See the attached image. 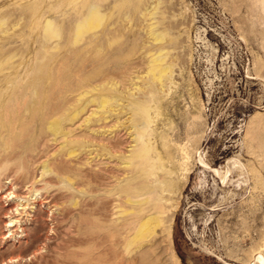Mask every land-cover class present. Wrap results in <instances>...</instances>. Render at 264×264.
Listing matches in <instances>:
<instances>
[{
    "label": "rangeland",
    "instance_id": "obj_1",
    "mask_svg": "<svg viewBox=\"0 0 264 264\" xmlns=\"http://www.w3.org/2000/svg\"><path fill=\"white\" fill-rule=\"evenodd\" d=\"M2 99L0 264H264V0H0Z\"/></svg>",
    "mask_w": 264,
    "mask_h": 264
},
{
    "label": "bare ground",
    "instance_id": "obj_2",
    "mask_svg": "<svg viewBox=\"0 0 264 264\" xmlns=\"http://www.w3.org/2000/svg\"><path fill=\"white\" fill-rule=\"evenodd\" d=\"M99 19H101V16H99V14H98V12H97V10H95V9H90L89 10V13L87 14V15H85V17H83L82 19H81V21L77 24V32L79 33L80 31H81V29H83V28H85L86 26H89V23L92 21V20H99ZM101 21V20H100ZM92 25V23L90 24V26ZM52 30V27L47 23L46 24V26H45V31L48 33H50V32H52L51 31ZM81 33V32H80ZM35 82V81H34ZM1 101H3V99L2 100H0V103H1ZM106 100H104V102H105ZM32 107V106H31ZM55 122V121H54ZM54 122L53 123H51L50 125L51 126H54V127H52V128H55L56 129V123L54 124ZM10 123H11V119H10V117L8 116L7 117V113L5 112V110H3L2 108H1V106H0V124H3V125H6V127L7 128H9L8 126L10 125ZM2 186V185H1ZM3 187V186H2ZM11 191V190H10ZM9 191V192H10ZM13 193V192H12ZM6 194H11V193H6ZM12 196H13V194H12ZM13 197H15V196H13ZM12 197V198H13ZM16 208L14 209L15 211H16V209H17V207L18 206H15ZM153 219V217H151V216H149V217H147V218H145V220H143L142 222H141V224H140V227H139V230H142L143 228H145V227H147L148 225H147V222H149V221H151ZM158 219V218H157ZM10 222H11V220H10ZM160 221H158V222H153V223H159ZM151 223H152V221H151ZM150 224V223H149ZM159 224H161V222L159 223ZM147 225V226H146ZM156 225H158V224H156ZM148 228V227H147ZM162 229H161V232L163 233V238H165V236H166V234H167V227L165 226V225H162V227H161ZM138 230V231H139Z\"/></svg>",
    "mask_w": 264,
    "mask_h": 264
}]
</instances>
